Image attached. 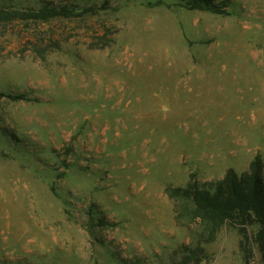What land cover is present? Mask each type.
<instances>
[{"label":"rangeland","instance_id":"1","mask_svg":"<svg viewBox=\"0 0 264 264\" xmlns=\"http://www.w3.org/2000/svg\"><path fill=\"white\" fill-rule=\"evenodd\" d=\"M0 0L96 14L0 24V264H264L168 188L264 179V0Z\"/></svg>","mask_w":264,"mask_h":264},{"label":"trees","instance_id":"2","mask_svg":"<svg viewBox=\"0 0 264 264\" xmlns=\"http://www.w3.org/2000/svg\"><path fill=\"white\" fill-rule=\"evenodd\" d=\"M225 3L216 0H188L190 10L210 11L225 14ZM94 8L78 9L69 6L46 4L39 9L21 11L0 9V24L16 21L47 22L54 19H71L83 15L96 14ZM12 101H27L25 95H5ZM263 163L256 156L247 172L238 176L230 170L216 183L199 184L191 181L182 188H168L167 193L176 202L177 220L187 218L188 222L199 221L202 226L201 237L211 240L219 228L233 229L240 237L239 248L246 262L254 257L256 246L264 258V179Z\"/></svg>","mask_w":264,"mask_h":264}]
</instances>
